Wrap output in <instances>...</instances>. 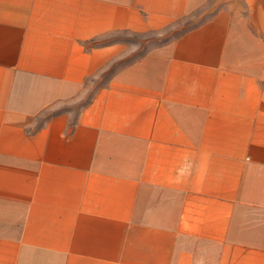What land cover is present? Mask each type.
<instances>
[{
  "label": "crops",
  "instance_id": "crops-1",
  "mask_svg": "<svg viewBox=\"0 0 264 264\" xmlns=\"http://www.w3.org/2000/svg\"><path fill=\"white\" fill-rule=\"evenodd\" d=\"M0 264H264V0H0Z\"/></svg>",
  "mask_w": 264,
  "mask_h": 264
},
{
  "label": "rangeland",
  "instance_id": "rangeland-1",
  "mask_svg": "<svg viewBox=\"0 0 264 264\" xmlns=\"http://www.w3.org/2000/svg\"><path fill=\"white\" fill-rule=\"evenodd\" d=\"M149 38L150 37H135V36L125 35V34H118L113 37L103 38L101 40V43L110 44V42L111 43L118 42L121 45L120 53H122L124 57H135L141 54L142 52H144L148 48L149 43L146 41L149 40ZM155 38H162V37L159 36ZM120 60L122 59H119L118 61ZM107 72L108 70L104 71L101 77H103V75H106Z\"/></svg>",
  "mask_w": 264,
  "mask_h": 264
}]
</instances>
